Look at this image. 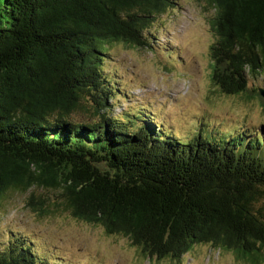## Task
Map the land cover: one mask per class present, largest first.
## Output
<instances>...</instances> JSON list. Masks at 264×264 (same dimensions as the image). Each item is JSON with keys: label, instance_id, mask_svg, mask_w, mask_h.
Returning <instances> with one entry per match:
<instances>
[{"label": "trees", "instance_id": "trees-1", "mask_svg": "<svg viewBox=\"0 0 264 264\" xmlns=\"http://www.w3.org/2000/svg\"><path fill=\"white\" fill-rule=\"evenodd\" d=\"M196 1L215 11L214 86L246 93L264 72V0ZM177 6L0 0V200L30 192L28 207L44 216L59 205L33 190L55 191L73 218L127 238L145 258L181 260L208 244L264 263V131L217 126L182 139L153 118L106 109L125 98L105 75L109 48L154 50L156 18ZM83 111L97 120L75 121ZM27 243L12 234L0 264H52Z\"/></svg>", "mask_w": 264, "mask_h": 264}, {"label": "rangeland", "instance_id": "rangeland-1", "mask_svg": "<svg viewBox=\"0 0 264 264\" xmlns=\"http://www.w3.org/2000/svg\"><path fill=\"white\" fill-rule=\"evenodd\" d=\"M177 3V7L156 18L152 29L154 50L122 43L109 48L103 58L105 75L125 96L107 99L109 115L128 113L140 120L153 118L182 139L217 126L240 132L245 128L264 131V102L257 94L259 88L264 89V72L249 78L246 93L222 94L211 79L210 47L215 37L210 22L215 11L196 0ZM165 44L168 48L163 56L158 47ZM73 119L97 120L85 111ZM33 191L58 208L51 207L53 213L39 216L28 207L30 192H9L0 200V244L5 246L1 248H7L13 234L24 237L27 249L32 246L52 264H251L233 251L208 244L195 245L181 260L145 258L127 238L108 235L98 225L73 218L61 206L57 192Z\"/></svg>", "mask_w": 264, "mask_h": 264}, {"label": "water", "instance_id": "water-1", "mask_svg": "<svg viewBox=\"0 0 264 264\" xmlns=\"http://www.w3.org/2000/svg\"><path fill=\"white\" fill-rule=\"evenodd\" d=\"M260 94L264 98V91L263 90H260Z\"/></svg>", "mask_w": 264, "mask_h": 264}]
</instances>
